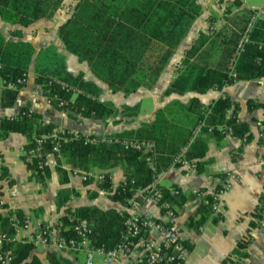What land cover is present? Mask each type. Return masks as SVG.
I'll use <instances>...</instances> for the list:
<instances>
[{
    "label": "trees",
    "instance_id": "obj_1",
    "mask_svg": "<svg viewBox=\"0 0 264 264\" xmlns=\"http://www.w3.org/2000/svg\"><path fill=\"white\" fill-rule=\"evenodd\" d=\"M64 2L0 0V20L8 25L26 28L36 21L52 18ZM234 3L240 6L238 0ZM201 13L197 0H75L69 17L58 27L57 34L64 49L75 56L79 63H86L94 78L105 84L109 92L131 95L141 87L151 88L156 83L160 72ZM225 13L230 11L225 10ZM252 14L253 11L245 10L240 16L229 18L228 25H223L217 31L210 26L206 32H200L180 61L184 72L172 82L165 94L194 92L202 95L212 89L221 91L238 81L264 79V18L256 21L248 42L230 66L237 43ZM208 20L212 25L216 22L215 17ZM11 36L14 40H7L0 34V80L13 85L15 89L3 87L0 90V107L11 108L15 104L34 61V83L55 109L67 110L97 121L114 119L119 115L120 111L113 103L100 100L103 92L100 86L84 80L83 73L72 74L67 70L65 58L56 47L41 48L35 54L33 45L22 39L20 30H14ZM204 48H208L205 51L210 55H216L214 65H205L207 62L193 63L194 60L199 61ZM231 73L235 74V78L231 77ZM60 83L76 92L67 91ZM60 102L64 105L61 106ZM257 109L264 113V104L248 101L249 113ZM239 112V103L231 101L227 95H221L208 106L201 104L197 97H192L186 103L173 100L156 111L151 123H143L137 129L120 134L107 135L105 137L118 141L106 143L100 141V136H74L66 130L58 133L54 124L44 123L41 114L23 106L16 115L0 117V140L12 133H19L26 138L23 160L42 186L49 178L50 167L39 166L56 144L60 147V160L55 168L61 176L66 175L65 166L69 167V173L73 170L85 173L94 170L109 172L119 165L123 166L124 181L118 188L112 189L107 173L99 180L97 187L111 201L128 210L118 212L96 206H81L62 216L55 229L57 237L77 239L74 226L84 221L91 230L90 246L110 250L123 239L125 220L130 215L129 201L134 199L137 191L152 188L157 176L169 167L180 166L174 164L176 158L197 160L196 168L199 169L198 160L205 156L210 139L220 144L229 131L236 139H244L245 142L251 139L250 125L239 119ZM137 113V106L123 107L121 111L128 118H134ZM200 123L205 126L195 136L194 132ZM259 130L264 136V121L259 124ZM56 134L59 138L47 137L41 141L39 157L26 161V154L37 146L36 139ZM123 141H136L150 144L151 147H125ZM147 158L151 159L152 167L148 165ZM92 180L91 177L84 183ZM172 189L178 190L179 194L172 195L171 189L158 188L161 194L158 203H167L168 210L176 218L178 209L185 204L186 199L179 188ZM66 195L63 193L60 196L63 198L58 200V206L68 201ZM204 200L208 203L200 205L201 218L189 219V226L196 231L208 215L218 214L212 210L211 195L206 194ZM166 210L160 209L162 216ZM256 212V218L262 220L264 195L260 198ZM13 214L22 224L24 217L21 214L0 213V234H6L8 238L1 242V251L12 256L13 264H42L37 257H31L35 247L30 241L16 243L11 240L16 233L10 221ZM161 222L168 228H175L174 220ZM246 245V242H239L231 255L237 260L247 258L244 251ZM58 252L49 249L45 255L48 264H74ZM227 263H232L231 258L224 262Z\"/></svg>",
    "mask_w": 264,
    "mask_h": 264
},
{
    "label": "crops",
    "instance_id": "obj_2",
    "mask_svg": "<svg viewBox=\"0 0 264 264\" xmlns=\"http://www.w3.org/2000/svg\"><path fill=\"white\" fill-rule=\"evenodd\" d=\"M197 0L202 13L195 20L187 36L171 55L164 66L156 83L151 88L141 87L131 95L111 93L105 84L98 82L86 63H79L77 58L68 53L57 34L58 27L69 17L75 0H65L66 11L60 9L50 19L34 22L26 28L12 26L0 20V34L7 40H14L11 33L20 30L22 39L31 43L35 54L41 48L54 46L65 58L66 68L72 74L83 73L84 80L93 82L103 90L101 101H109L119 109V115L114 119L92 120L67 110L55 109L43 95L40 87L34 83V61L30 65L26 83L19 91L15 104L11 108L0 107V117L16 115L23 106H28L33 112L41 114L44 123H52L57 131L85 136H107L120 134L126 130L137 129L143 123H151L157 110L173 100L188 102L197 97L201 104L208 106L221 95H227L231 101L240 105L238 117L250 125V137L243 145L240 141L224 139L220 144L210 139L205 156L198 160L200 168L190 170L186 167L172 165L159 174L153 182L154 188H179L185 197V204L178 209L174 219V227L178 229L182 239L190 243V252L186 264H224L231 258V264H264V218H256V208L264 195V138L260 137L259 124L264 121V113L257 109L251 113L247 110L248 101L264 104V79L238 81L221 91L209 90L198 95L194 92L185 94H165L169 86L184 72L180 65L183 54L200 32H206L211 26L216 31L223 25H228V19L240 16L245 10L259 11L264 5H248L250 0ZM256 1V0H253ZM66 4V5H65ZM68 6V7H67ZM63 8V7H62ZM229 10L230 13H225ZM223 16V17H222ZM215 17L216 22L209 23V18ZM205 49L208 48H204ZM202 52L193 63L207 62L212 66L217 61L216 55L208 51ZM138 107V113L133 118L121 114L123 107ZM119 121V122H115ZM26 138L19 133H12L6 139L0 140L2 172L0 175V201L5 205L3 213L15 212L24 217V225L19 226L13 237L16 243H24L36 235L40 225H48L52 236L62 216L73 212L81 206H96L100 209L126 211L127 207L111 201L107 194L97 187L98 176L109 174L112 189L118 188L124 181L123 166L107 172L94 170L96 177L89 183H84L79 177L72 176L63 167L66 175L61 176L57 168L50 167L49 178L42 186L28 170L23 160V146ZM234 176L231 186L226 192L221 211L217 215H208L198 231L189 226V219L201 218L200 201L197 192L210 190L219 185L225 177ZM222 177V178H221ZM62 178L65 180L62 182ZM63 193L68 201L58 206V200ZM143 215H149L156 220L165 221L160 208L154 203L144 204L140 208ZM246 242L247 258L237 260L232 254L239 242ZM1 248V242H0ZM48 248L37 246L31 257H37L42 264H48L45 259ZM62 257L74 264H83L84 255L72 252H58ZM101 257H95L94 264H101ZM122 264L123 261H122ZM228 264V263H227ZM230 264V263H229Z\"/></svg>",
    "mask_w": 264,
    "mask_h": 264
},
{
    "label": "built area",
    "instance_id": "obj_3",
    "mask_svg": "<svg viewBox=\"0 0 264 264\" xmlns=\"http://www.w3.org/2000/svg\"><path fill=\"white\" fill-rule=\"evenodd\" d=\"M264 18V5L259 11H253L244 31L242 32L240 39L237 43L234 56L231 60L232 62L242 51L245 43L248 42V36L255 23L259 19ZM231 77L235 78V74L231 73ZM61 86L67 91L72 90L76 92L75 89H70L67 85L60 83ZM3 87H8L10 89H15L13 85L5 84L4 81L0 80V90ZM48 102L50 100L47 98ZM60 105H64L63 102H60ZM205 125L200 123L194 135L196 136L201 128ZM211 129V128H210ZM209 129V130H210ZM63 133L64 131H58V133ZM74 136H79L76 133H73ZM260 134V133H259ZM47 137H58V134L51 136H43L40 139H36V148L26 154V161H31L32 157H39L41 155V141ZM260 137H264L260 134ZM59 138V137H58ZM227 139L240 141L242 145L245 143L244 139H236L229 133L226 135ZM87 141H94V139H87ZM101 142L113 143L117 142V139L109 137H101ZM125 147H131L135 149H141L142 147L149 149L150 144H140L136 141H123ZM60 147L59 144L53 146L52 152L45 156L43 164L40 163V168L43 166L46 167H56L58 165V160H60ZM150 167L153 166L151 159L147 158L146 160ZM178 163L181 167H186L190 170L195 169V161H189L184 158H176L174 164ZM2 172V159H0V175ZM70 174L74 177H79L83 182L87 181L91 177H96L93 172H82L73 170ZM100 181L103 179V175L98 176ZM234 179V176L225 177L223 181L219 183L218 186L212 188L209 193L205 191L197 192V199L200 201V204H207L208 201L204 200L206 194L211 195L212 197V210L214 213H219L221 211V206L223 203V198L231 186V180ZM172 195H178L179 191L171 189ZM161 198L160 191L158 188H149L143 189L136 192L134 199L129 201V213L130 215L125 220V232L123 234V239L118 243L114 248L110 250L95 249L90 246L89 243V234L91 232L89 225L80 221L75 224L74 231L76 232L77 239L53 237L49 227L40 225L39 231L36 235L32 236L29 240L34 247L43 246L48 249H56L59 252H72L80 253L84 255L83 264H94L95 257L98 255L101 257V264H186L188 260V255L190 252L189 244L185 245V241L182 239L180 232L176 228H168L162 223L154 219L149 215H143L140 212V208L144 204L154 203L160 209H167L165 212V219L173 221L175 215L172 211L168 210L167 203L159 204L158 201ZM5 210L4 203L0 201V213ZM11 225L15 230L19 226L24 225L25 221L21 224L18 217L13 214L10 218ZM8 240L6 234H0V242ZM13 240V239H11ZM12 256L6 251H1L0 248V264H13Z\"/></svg>",
    "mask_w": 264,
    "mask_h": 264
},
{
    "label": "rangeland",
    "instance_id": "obj_4",
    "mask_svg": "<svg viewBox=\"0 0 264 264\" xmlns=\"http://www.w3.org/2000/svg\"><path fill=\"white\" fill-rule=\"evenodd\" d=\"M263 2V0H256V1H253V0H250L248 2V5H261V3ZM66 5V4H65ZM68 7V6H67ZM61 11H66V6L64 7L63 5V8L60 9V12ZM223 17V16H222Z\"/></svg>",
    "mask_w": 264,
    "mask_h": 264
}]
</instances>
